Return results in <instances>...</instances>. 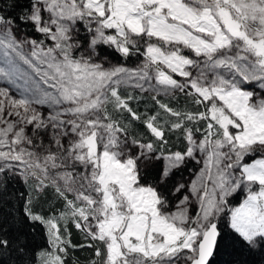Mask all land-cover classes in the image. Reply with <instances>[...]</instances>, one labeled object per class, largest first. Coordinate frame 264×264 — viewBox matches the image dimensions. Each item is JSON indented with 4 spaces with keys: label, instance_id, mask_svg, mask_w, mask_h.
Instances as JSON below:
<instances>
[{
    "label": "snow or ice",
    "instance_id": "6c2138e0",
    "mask_svg": "<svg viewBox=\"0 0 264 264\" xmlns=\"http://www.w3.org/2000/svg\"><path fill=\"white\" fill-rule=\"evenodd\" d=\"M29 26L42 38L21 31ZM101 45L144 60L97 61ZM0 79L14 86L0 87V176L18 173L37 195L51 188L64 201L52 217L25 207L47 229L39 264H65L78 247L68 222L96 242L90 264H210L222 221L264 255V0H0ZM128 87L183 93L197 110L156 100L164 115L141 120L134 97L121 95ZM172 134L183 150L171 149ZM154 160L164 166L148 183ZM189 160L202 168L169 192ZM11 248L0 235V257Z\"/></svg>",
    "mask_w": 264,
    "mask_h": 264
},
{
    "label": "trees",
    "instance_id": "16d2710c",
    "mask_svg": "<svg viewBox=\"0 0 264 264\" xmlns=\"http://www.w3.org/2000/svg\"><path fill=\"white\" fill-rule=\"evenodd\" d=\"M8 2L10 4L11 0H8ZM21 2L23 3L24 0H21ZM8 10L10 11L11 9ZM21 31L32 38H42L30 26L23 27ZM97 51L100 53L97 56L99 60H103L106 56L107 61L111 64H123L129 68L136 67L144 60V57L140 54L125 59L119 53H116L114 49L103 45L98 46ZM120 92L123 96L130 94L134 97L133 100L129 101V106L140 115L141 120L157 112H160L162 116L164 115L162 110L159 109L156 100L180 110H197V106L191 102V97H186L183 93H177L175 96L156 95V99L154 100L153 95L155 94L142 93L135 89ZM109 111L112 112L111 106H109ZM112 114L122 124H128L131 121L129 132L134 136L145 140L153 139L146 127L140 121L131 120L127 112L120 114L113 112ZM196 135L199 136L200 134L196 133ZM169 145L173 151L183 150L185 142L178 134H172L169 136ZM162 168V160L153 161L144 170L146 181L148 183H157V177ZM194 171H197L196 164L188 161L184 167L175 171L166 182L168 191L171 192L175 185L184 183L187 179L191 178ZM0 181H2V185H0V226H3L4 229L3 232H0V235L6 236L12 243L10 254L0 257V260H3L4 264H39L38 254L42 250L51 248L47 229L45 225L31 221L25 215V207H31L34 213L42 216L52 217L58 216L64 210V201L58 199L51 188L46 189L43 194L37 195L25 183V180L17 174L0 176ZM29 199L33 201L31 205L27 204ZM69 199H72V197L69 196ZM170 199L174 201L175 196L170 197ZM241 199L240 195L238 197H231L230 206H238ZM59 223L63 226L64 221H60ZM220 229L221 237L216 254L210 264H264V255H261L259 251H250L247 245L233 232L227 221L221 222ZM61 230L63 231V227ZM67 230L71 234V243L78 247H70L68 249L65 264H90V261L97 259L95 257L96 242L86 239L85 234L78 230L71 222H68ZM89 243L94 244V246L88 247ZM80 245H84V247H79ZM19 247H23L24 251H17Z\"/></svg>",
    "mask_w": 264,
    "mask_h": 264
},
{
    "label": "rangeland",
    "instance_id": "374dc122",
    "mask_svg": "<svg viewBox=\"0 0 264 264\" xmlns=\"http://www.w3.org/2000/svg\"><path fill=\"white\" fill-rule=\"evenodd\" d=\"M96 59H97V61H101V60H99L97 57H96ZM105 66H108L107 62H106V64H105ZM138 66H139V65H138ZM138 66H136V67H138ZM136 67H135V68H136ZM177 77H178L179 80H183L182 77H179V76H177ZM152 83L155 84L156 81L153 80ZM0 87H10V88L14 91V86L9 85V82L6 81V80H3V79H0ZM133 89H135V88H132V87H128V88H126V89H125V88H121L120 91H122V92H126V91H128V90H133ZM135 90H137V91H139V92H142V91L139 90V89H135ZM142 93L155 94V93H153L151 90H149V91H147V92H142ZM155 95H156V94H155ZM159 95H165V94H164L163 92H161ZM41 111H43L45 114H47L48 109H47L46 106H44V107L41 108ZM157 161H160V160H154V162H157ZM162 161H163V160H162ZM189 161H191V160H189ZM191 162H193V163L196 164V166H197V171H194V174L192 175V177L189 178V179H187V180L183 183V184H185L186 186L189 184L190 181H192V180L195 178V176L198 174L199 170H200V169L202 168V166H203L202 163H196L195 161H191ZM163 166H164V161H163ZM17 175H19V174L17 173ZM19 176H20V175H19ZM183 194H187V191L185 190V191L182 192V193H178V194H176V195H175V200H174V202H175V201H178V199L180 198V196L183 195ZM69 196L72 197L71 194H69ZM240 196L242 197V199H241V201H240V203H241V202L243 201V199L245 198V196H244V195H240ZM238 206H239V205H238ZM238 206H236V207H238ZM192 211H193V212L195 211V208H194V207H193Z\"/></svg>",
    "mask_w": 264,
    "mask_h": 264
},
{
    "label": "water",
    "instance_id": "95a60500",
    "mask_svg": "<svg viewBox=\"0 0 264 264\" xmlns=\"http://www.w3.org/2000/svg\"><path fill=\"white\" fill-rule=\"evenodd\" d=\"M219 239H220V238H219ZM219 239H218V242H219ZM217 246H218V244H217ZM216 251H217V248H216V250H215V252H214V255L210 258V263H211V261L213 260L215 254H216Z\"/></svg>",
    "mask_w": 264,
    "mask_h": 264
},
{
    "label": "flooded vegetation",
    "instance_id": "af4514ba",
    "mask_svg": "<svg viewBox=\"0 0 264 264\" xmlns=\"http://www.w3.org/2000/svg\"><path fill=\"white\" fill-rule=\"evenodd\" d=\"M140 65V64H139ZM138 66V65H137ZM135 68V67H134Z\"/></svg>",
    "mask_w": 264,
    "mask_h": 264
}]
</instances>
